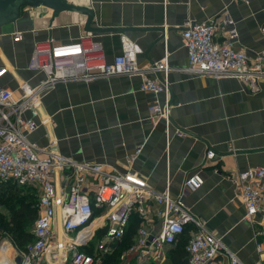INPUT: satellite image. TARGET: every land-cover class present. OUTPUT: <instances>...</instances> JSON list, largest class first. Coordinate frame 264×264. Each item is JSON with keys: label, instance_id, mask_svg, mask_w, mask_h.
<instances>
[{"label": "crops", "instance_id": "crops-1", "mask_svg": "<svg viewBox=\"0 0 264 264\" xmlns=\"http://www.w3.org/2000/svg\"><path fill=\"white\" fill-rule=\"evenodd\" d=\"M72 2L91 7L96 26L137 28L96 34L108 60L120 53L123 37L136 44L142 70L167 57L168 140L164 123L153 124L149 118L148 106L157 96L139 89L137 75L58 83L42 96L47 125L39 126L30 138L42 146L52 144L74 160L106 161L120 171L127 168L126 156L142 144L132 172L158 191L169 180L172 196L221 237L242 264H264V250L256 249V242L264 239V217L257 214L252 222L243 218L245 206L232 179L239 171L264 167V77L251 90L232 76L188 72L181 36L187 22L203 20L227 6L238 30L234 45L254 57L264 51V0ZM25 7L16 26L0 28V66L10 69L0 78V86L17 94L20 81L33 85L43 76L27 68L34 42L49 36L57 42L74 40L83 33L86 18L72 11L53 14L44 6ZM159 26L166 29L164 38L153 44L160 33L146 30ZM14 28L26 31L19 43L5 36ZM208 149L215 152L212 159L205 157ZM191 174L201 183L193 191L182 188ZM20 252L9 244L10 255ZM221 264L230 263L222 258Z\"/></svg>", "mask_w": 264, "mask_h": 264}, {"label": "built area", "instance_id": "built-area-1", "mask_svg": "<svg viewBox=\"0 0 264 264\" xmlns=\"http://www.w3.org/2000/svg\"><path fill=\"white\" fill-rule=\"evenodd\" d=\"M31 31L36 35V30ZM25 34V30L14 28L4 35L19 43ZM181 36L188 72L215 78L232 76L251 90H256L258 80L264 77V51L251 57L236 48L238 30L227 6L208 18L187 22ZM137 55L136 44L127 37L121 40L120 53L108 60L96 34L83 32L67 42L49 36L34 42L27 64L29 70L41 72L42 78L33 85L20 81L18 94L0 86V182L32 187L38 196L33 240L19 253L21 264H103L123 242L133 215L138 226L129 247L122 251L123 264H164L169 246L185 231L189 234L187 264H221L222 258L242 264L221 237L172 196L169 180L158 191L132 172L142 144L126 156L127 168L120 171L106 161L74 160L52 144L42 146L30 138L48 123L42 96L58 83L137 75L139 89L157 96L149 104L148 114L153 124L164 123L168 140L171 99L167 77L171 68L167 57L142 70ZM8 72L9 66H0V78ZM214 156L213 150L205 153L207 159ZM232 179L245 206L243 218L252 222L257 214L264 217V167L247 168ZM200 184L191 174L182 188L193 191ZM3 246L4 262L0 259V264H15V254H9L5 242L0 243V248ZM256 249L264 250V239L256 242Z\"/></svg>", "mask_w": 264, "mask_h": 264}, {"label": "trees", "instance_id": "trees-1", "mask_svg": "<svg viewBox=\"0 0 264 264\" xmlns=\"http://www.w3.org/2000/svg\"><path fill=\"white\" fill-rule=\"evenodd\" d=\"M1 184L8 185L12 188L10 193L6 194V197L4 199H0V203H7V205H10V210L12 212L9 218H5L2 214H0V231L7 232L15 242L13 245L19 251H22L25 248H21V246L29 242L31 239L33 240V236H30L26 232L24 233L21 229L23 225L26 224L27 222H34V220L37 217V212L35 209L27 212L28 210L27 203L24 202L23 198H18L17 201L15 202L9 200L10 195H16L18 194L21 188H25L28 186L22 187L12 182H0V185ZM137 226H138V219L135 217V215H133L130 226L126 232L123 242L116 245V249L114 250V252L106 256V259L103 264H108L110 261H113V264H115L118 261L119 259L118 257L122 252V250L129 247L131 243L132 234L136 230ZM19 231H22L20 235L23 234L21 239L17 238ZM188 237H189L188 231H185L180 235L179 240L175 244L169 246L168 248L169 258L164 264H187V252L185 247L188 241ZM82 249L85 250L84 248ZM87 251L90 253V250Z\"/></svg>", "mask_w": 264, "mask_h": 264}, {"label": "water", "instance_id": "water-1", "mask_svg": "<svg viewBox=\"0 0 264 264\" xmlns=\"http://www.w3.org/2000/svg\"><path fill=\"white\" fill-rule=\"evenodd\" d=\"M25 6H44L49 8L53 14L63 11H72L81 14L86 17L83 22V32L85 33L102 34L116 32L122 34L130 30H137V28L118 26H96L94 25L93 9L85 5L75 4L70 0H0V28L6 25L16 26L21 15V10ZM146 31H156L160 33L153 41V44H155L164 38L166 29L163 26H159L155 28H147ZM13 261L15 264H21V257L19 254L14 256Z\"/></svg>", "mask_w": 264, "mask_h": 264}, {"label": "rangeland", "instance_id": "rangeland-1", "mask_svg": "<svg viewBox=\"0 0 264 264\" xmlns=\"http://www.w3.org/2000/svg\"><path fill=\"white\" fill-rule=\"evenodd\" d=\"M71 2L73 0H70ZM26 8V7H24ZM23 8V9H24ZM12 190V188L8 185H3L1 184L0 185V199H4L6 197V194H9L10 191ZM18 198H23L24 199V202L27 203V207H28V210L27 212H29L30 210H36L37 212V200H38V196H37V190L32 188V187H25V188H21L18 192V194L16 195H10V198L9 200H12L13 202L17 201ZM11 210H10V205H7V203H0V214H2L5 218H9L10 215H11ZM32 226H33V222H27L26 224L23 225L22 227V231L25 233H28L30 236H32L31 234V230H32ZM22 231H19V234L17 236L18 239H21L22 238V235H20V233H22ZM1 242H5L6 244H14L15 242L13 241V239L9 236V234L5 231H0V243ZM32 243V239L23 244L21 246V248H25L23 249L22 251H26L30 245ZM14 246V245H13ZM2 251H4L5 247H1L0 248ZM123 251V250H122ZM0 255L2 256V261H4V256H3V253H0ZM122 256V252L120 253L119 255V259L118 261L115 263V264H123V259L121 258ZM46 264V263H44ZM65 264H69V263H65ZM108 264H113V261H110Z\"/></svg>", "mask_w": 264, "mask_h": 264}, {"label": "bare ground", "instance_id": "bare-ground-1", "mask_svg": "<svg viewBox=\"0 0 264 264\" xmlns=\"http://www.w3.org/2000/svg\"><path fill=\"white\" fill-rule=\"evenodd\" d=\"M45 124L47 125V123H45ZM1 257H2V256L0 255V259H2ZM3 262H4V261H3Z\"/></svg>", "mask_w": 264, "mask_h": 264}]
</instances>
